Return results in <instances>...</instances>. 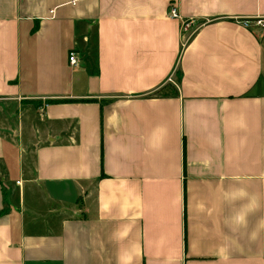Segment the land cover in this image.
<instances>
[{"label":"crops","instance_id":"0c3cea01","mask_svg":"<svg viewBox=\"0 0 264 264\" xmlns=\"http://www.w3.org/2000/svg\"><path fill=\"white\" fill-rule=\"evenodd\" d=\"M263 17L0 0V264H264Z\"/></svg>","mask_w":264,"mask_h":264},{"label":"built area","instance_id":"2783aa9c","mask_svg":"<svg viewBox=\"0 0 264 264\" xmlns=\"http://www.w3.org/2000/svg\"><path fill=\"white\" fill-rule=\"evenodd\" d=\"M167 17L171 19H178V12L174 6H169L167 10ZM193 21H188L187 23H183V28H187V25L193 24ZM252 23L251 21H243L242 24L245 27H248L249 24ZM254 23L257 26H260L262 29H264V17L259 18L257 20H254ZM68 62L71 66H76L78 64V58L77 54L74 51L69 52L68 54Z\"/></svg>","mask_w":264,"mask_h":264}]
</instances>
